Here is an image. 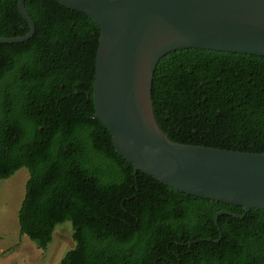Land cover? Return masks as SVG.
Segmentation results:
<instances>
[{
	"label": "trees",
	"instance_id": "16d2710c",
	"mask_svg": "<svg viewBox=\"0 0 264 264\" xmlns=\"http://www.w3.org/2000/svg\"><path fill=\"white\" fill-rule=\"evenodd\" d=\"M0 0V38L28 25ZM31 39L0 44V180L28 171L21 236L45 251L55 227L75 247L60 264H264V211L194 198L118 156L92 99L99 27L55 0H25ZM155 120L172 142L264 154V59L180 50L152 81ZM229 212L235 219L222 215ZM218 241V242H217Z\"/></svg>",
	"mask_w": 264,
	"mask_h": 264
},
{
	"label": "water",
	"instance_id": "95a60500",
	"mask_svg": "<svg viewBox=\"0 0 264 264\" xmlns=\"http://www.w3.org/2000/svg\"><path fill=\"white\" fill-rule=\"evenodd\" d=\"M85 15L100 30L93 82L94 117L109 131L114 150L141 172L187 196L264 211V154L182 145L159 128L152 81L159 61L180 50H204L264 59V0H55ZM18 0L17 11L35 24ZM1 59V57H0ZM228 215L221 211L218 219ZM218 242V241H217Z\"/></svg>",
	"mask_w": 264,
	"mask_h": 264
},
{
	"label": "rangeland",
	"instance_id": "374dc122",
	"mask_svg": "<svg viewBox=\"0 0 264 264\" xmlns=\"http://www.w3.org/2000/svg\"><path fill=\"white\" fill-rule=\"evenodd\" d=\"M28 176L27 169L21 168L10 178L0 180V264H60L65 253L75 247L69 221L55 227L45 251L19 233L18 211Z\"/></svg>",
	"mask_w": 264,
	"mask_h": 264
}]
</instances>
